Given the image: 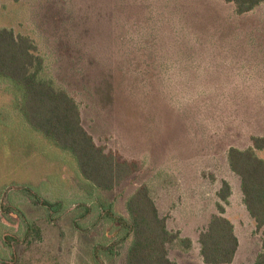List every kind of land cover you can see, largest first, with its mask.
Instances as JSON below:
<instances>
[{"label": "rangeland", "instance_id": "1", "mask_svg": "<svg viewBox=\"0 0 264 264\" xmlns=\"http://www.w3.org/2000/svg\"><path fill=\"white\" fill-rule=\"evenodd\" d=\"M0 28L33 40L41 77L76 102L96 145L139 168L111 192L91 191L0 79V264H95L98 245L113 248L99 264H126L130 238L120 241L98 203L128 220L126 201L141 186L167 228L191 242L169 245V259L203 264L197 237L222 182L238 239L232 264H253L261 235L226 152L264 135V4L236 16L222 0H0ZM25 188L62 210L49 221Z\"/></svg>", "mask_w": 264, "mask_h": 264}, {"label": "trees", "instance_id": "2", "mask_svg": "<svg viewBox=\"0 0 264 264\" xmlns=\"http://www.w3.org/2000/svg\"><path fill=\"white\" fill-rule=\"evenodd\" d=\"M222 1L233 7L236 16L248 14L264 4V0ZM42 70L43 59L37 54L33 40L0 28V79L20 92L18 110L28 127L73 158L81 179L91 191H113L138 171V164L96 145L81 124L79 106L51 79L42 78ZM249 141L250 146L245 149L230 147L226 152V161L239 180L243 207L261 235L260 251L253 264H264V160L256 154V151H264V135L251 136ZM25 189L32 200L46 209L49 221L53 220L52 215L62 210L60 202L51 203L42 199L33 188ZM230 194V186L222 182L216 194V213L210 216L198 233L197 243L203 264H231L234 260L238 239L232 223L224 216ZM98 205L104 213L103 217L114 224L115 235L123 234L120 241L130 238L126 264H178L169 259L168 246L178 242L185 250L190 248L189 239L180 238L178 232L167 228L166 218L159 215L145 186L137 188L128 197L125 204L128 220L119 217L111 207L101 202ZM89 211L85 207L81 216ZM30 230L38 234L37 228L29 227ZM3 240L11 248L13 240L10 237ZM112 250L111 245L95 246L92 250L93 262L99 264V255H112Z\"/></svg>", "mask_w": 264, "mask_h": 264}, {"label": "crops", "instance_id": "3", "mask_svg": "<svg viewBox=\"0 0 264 264\" xmlns=\"http://www.w3.org/2000/svg\"><path fill=\"white\" fill-rule=\"evenodd\" d=\"M237 253V252H236ZM235 257H236V254H235ZM235 257H234V259H235ZM234 261V260H233ZM232 264V263H231Z\"/></svg>", "mask_w": 264, "mask_h": 264}]
</instances>
